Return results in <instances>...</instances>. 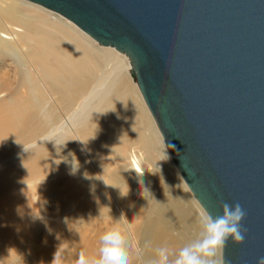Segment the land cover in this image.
Wrapping results in <instances>:
<instances>
[{
  "label": "bare ground",
  "instance_id": "6f19581e",
  "mask_svg": "<svg viewBox=\"0 0 264 264\" xmlns=\"http://www.w3.org/2000/svg\"><path fill=\"white\" fill-rule=\"evenodd\" d=\"M20 2L0 0V127L25 137L0 156L19 154L0 170V196L48 181V190L62 184L77 215L108 200L132 222L131 264H149L157 247H167L174 260L206 235L203 208L163 148L131 61L85 39L51 38L39 26L42 13L25 17ZM9 57L16 68L8 72ZM214 259L221 260V250Z\"/></svg>",
  "mask_w": 264,
  "mask_h": 264
},
{
  "label": "water",
  "instance_id": "95a60500",
  "mask_svg": "<svg viewBox=\"0 0 264 264\" xmlns=\"http://www.w3.org/2000/svg\"><path fill=\"white\" fill-rule=\"evenodd\" d=\"M127 56L176 171L213 216L247 212L221 260L264 256V0H28ZM188 183V184H187Z\"/></svg>",
  "mask_w": 264,
  "mask_h": 264
},
{
  "label": "rangeland",
  "instance_id": "374dc122",
  "mask_svg": "<svg viewBox=\"0 0 264 264\" xmlns=\"http://www.w3.org/2000/svg\"><path fill=\"white\" fill-rule=\"evenodd\" d=\"M20 1L18 7L22 9L23 16L29 17L38 11L42 13L41 15L45 20L39 26L44 34L47 33L51 38L61 40L62 36L67 35L76 40L85 39L95 49L101 47L99 44L92 43L86 36L81 35L75 29V25L59 14ZM13 61L12 57L6 61L8 72L16 68ZM142 103L153 122L144 102ZM19 138L25 137L20 136ZM19 138L16 132L6 133L0 127V156L7 153L6 148L12 145L15 147ZM14 155L19 154L14 153L6 158L0 157V170L10 164V158ZM47 183L26 184L19 190H15L12 195L0 196V212L2 213H0V221L3 225L5 224L3 226L0 223V229L3 230L0 234V264H52L54 254L58 249L56 264H75L81 251L88 258H98L101 246L100 237L109 230L118 231L123 235L124 247L130 256L128 248L131 247L134 240L131 233L133 227L132 222L127 219L125 214L122 216L120 211L114 209L110 201L99 200L95 211L77 215L75 214L77 203L69 200V193L62 189V184L59 183L55 189L48 190ZM191 198L194 201L192 196ZM194 203L199 207L195 201ZM124 218L127 224H125Z\"/></svg>",
  "mask_w": 264,
  "mask_h": 264
},
{
  "label": "clouds",
  "instance_id": "9594fccd",
  "mask_svg": "<svg viewBox=\"0 0 264 264\" xmlns=\"http://www.w3.org/2000/svg\"><path fill=\"white\" fill-rule=\"evenodd\" d=\"M75 170L76 167L73 166V171ZM246 216L247 212L239 202H222L221 212L215 216L205 209L199 220L206 230L203 239L180 248L172 261H169L167 247H157L154 250L155 257L149 264H231L230 261L216 260L214 257L218 249L222 250L227 245L229 239L238 245L244 242L247 229L243 227L242 221ZM124 222L127 224L125 218ZM100 243L98 258H88L81 251L75 264H131L129 253L124 247V237L120 232H105L100 237ZM58 254L59 249L54 254L52 264H56ZM256 264H264V256L258 257Z\"/></svg>",
  "mask_w": 264,
  "mask_h": 264
}]
</instances>
